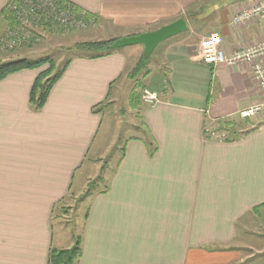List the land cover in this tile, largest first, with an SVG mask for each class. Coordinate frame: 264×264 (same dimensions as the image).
<instances>
[{
  "label": "crops",
  "instance_id": "1",
  "mask_svg": "<svg viewBox=\"0 0 264 264\" xmlns=\"http://www.w3.org/2000/svg\"><path fill=\"white\" fill-rule=\"evenodd\" d=\"M8 1L0 0V40ZM64 1L95 17L96 41L137 36L178 19L186 30L156 46L147 64L141 45L72 57L41 109L29 97L43 69L0 81V264H47L49 249L71 247L73 236L81 237L77 264L242 263L249 243L238 230L264 223V126L227 142L204 132L205 121L236 117L264 98L250 66L204 64L197 40L217 34L227 54L264 41V22L230 23L256 0ZM209 17L210 26L200 23ZM139 63L146 64L143 90L158 100L148 105L129 98L130 108L139 109L140 136L125 139L113 168L101 176L106 192L94 187L84 199L89 204L79 232L58 228L55 238L57 209L82 198L101 167L99 151L72 191L104 110ZM152 142L150 155L146 143Z\"/></svg>",
  "mask_w": 264,
  "mask_h": 264
},
{
  "label": "rangeland",
  "instance_id": "2",
  "mask_svg": "<svg viewBox=\"0 0 264 264\" xmlns=\"http://www.w3.org/2000/svg\"><path fill=\"white\" fill-rule=\"evenodd\" d=\"M207 9L210 11L212 8L210 7ZM79 12H81V14L83 15L87 13L83 10H80ZM85 17L90 20V23L87 27L80 30L64 32L62 30L40 28V30L36 31V34L34 35V43H32L31 45L23 44L16 49L11 50L6 48L0 40V52L3 53L2 56L4 57L3 58L1 56L0 60H14L17 58L36 59L41 57H49L51 60H53L55 67L53 73L56 72L63 66L66 61H68L72 57L77 55L90 54L86 50H81L74 47L75 45L87 43L88 41L97 42L95 39H97V36L99 35L96 31V28L94 27L95 17H88L86 15ZM210 20V17L205 18L200 23L202 25L210 26ZM201 40L202 38L198 39L197 43L199 44ZM160 44L162 43H159L157 46H160ZM149 60H152L151 57H149L148 61ZM144 62L145 61H143V63ZM143 63H141L142 65L140 67L133 70L129 81L126 83L127 85L122 87V93L117 102L110 106L105 105L106 108L104 111L106 114L104 115L103 122L98 130L92 147V151L89 154L88 161L85 162V169H81V171L76 174L72 191H76L75 188L78 187V185H81L83 182V178L88 175L86 173L90 169L87 165L89 160H93L94 154L100 151V153H98L99 156H97L99 159L96 165H100L101 167L98 171L96 170L92 172V177L87 179V181L90 183L87 182L88 184H86L85 187L86 190L94 189V183L93 185H91V188L87 187V185L91 184L93 181L95 182L99 176H102L103 178L107 177L108 172L113 168L117 158L120 156V149L122 148L125 139L132 136H140L139 132L141 131V124L139 120V109L130 108L129 98L134 97V99L139 100L140 104L143 103L141 100V93L144 89L143 86H148L147 74H145L147 71L145 72L146 68L144 69L147 63ZM46 67L47 66L45 65L38 70L45 69ZM254 84L257 87L255 82ZM261 96L264 98L262 94ZM240 113L236 117L227 118L228 120H232L237 124V129L241 131L245 130V125H243V119L245 118H248L250 124L248 125V128H251L253 126L260 128L264 126V107H262L259 113L253 116L244 118L240 116ZM227 119H224V123L227 122ZM222 122L223 121L215 122L207 119L205 121L204 132L207 131L208 135L215 134L217 138H220L222 140L224 138H230L231 135L230 133H228L229 128H227V125H225L224 123L222 124ZM245 128H247V126ZM96 184L97 185L95 191L97 189H103L104 186L99 184V181L96 182ZM80 199L81 198H74L73 200L69 199L68 203L72 206L71 208L61 207L60 211L57 209L53 220V225L55 227V238L60 237V232L58 231L59 229L68 232H79V230L83 226L85 214L87 212V205L89 204V202L86 203L87 200ZM246 227L247 230L245 229V232H239L238 230V234L240 233L239 235H242L244 238H246V242L249 244H247L248 248L246 249V251L243 252L244 254L242 257L244 258V261L237 264H264V223L261 222L260 227L253 225H251V227Z\"/></svg>",
  "mask_w": 264,
  "mask_h": 264
},
{
  "label": "built area",
  "instance_id": "3",
  "mask_svg": "<svg viewBox=\"0 0 264 264\" xmlns=\"http://www.w3.org/2000/svg\"><path fill=\"white\" fill-rule=\"evenodd\" d=\"M5 9L6 14L1 17L6 23V29L1 43L11 50L23 44L34 43V35L40 28L68 32L83 29L90 23L85 15L64 0H11ZM251 22H264V0H256L234 15L230 23L233 26H243ZM197 56L204 64L212 66H250L253 81L264 96V41L227 54L221 47L219 36L212 34L201 40ZM141 100L144 104L151 105L157 102L158 97L149 90H143ZM263 106L264 103L243 110L240 116H253Z\"/></svg>",
  "mask_w": 264,
  "mask_h": 264
},
{
  "label": "trees",
  "instance_id": "4",
  "mask_svg": "<svg viewBox=\"0 0 264 264\" xmlns=\"http://www.w3.org/2000/svg\"><path fill=\"white\" fill-rule=\"evenodd\" d=\"M11 0L8 1V3ZM7 3V4H8ZM71 6L75 7L76 10L80 11L81 9L71 4ZM6 8V7H5ZM6 9H3L2 14H6ZM88 17H93L92 15L85 13ZM115 40H105V41H97V42H87L83 44H77L74 47L86 50L90 54L87 55L89 58H99L103 57L105 55H108L115 51L114 49H111L110 46ZM143 61L147 63L149 57L147 58H141ZM70 60V59H69ZM69 60L66 61L63 66L53 73L54 71V63L53 60H51L49 57H41L36 59H28V58H20V59H14V60H0V81L4 79L9 74L21 71V70H34L39 69L43 66H47L45 69L40 71L38 75L36 76L34 83L32 85L31 91H30V97L29 100L31 103H33L34 107L36 109H41L44 105L47 96L49 94V91L51 87L60 79L63 72L65 71L67 65L69 64ZM142 62V61H141ZM142 64L139 63L136 68L140 67ZM134 68V69H136ZM100 105H97L93 108V112H98L99 110H96L97 107ZM243 125L244 131H241L237 129L236 123H234L232 120H228L225 122V120H219L223 121L227 125V128H229V132L231 137L230 138H224V141L232 142L237 141L240 138L244 137L245 135L249 134L250 132H253L258 127H251L248 128L249 121L248 118L243 119ZM221 124V125H222ZM239 131V133H238ZM147 148H149V154L152 155L156 151V146L152 142L151 144L146 143ZM153 146V147H152ZM103 178L99 176L97 180L92 182L91 184L87 185V187L91 188V185L94 183V187H96V182L102 181ZM93 187V188H94ZM107 187L105 186L103 189V192H106ZM91 189H87L85 194H83L82 199H85L89 196ZM86 217V214H85ZM81 257V237L80 236H73V243L71 247L64 248V249H57V248H50L47 255V264H77L79 258Z\"/></svg>",
  "mask_w": 264,
  "mask_h": 264
},
{
  "label": "water",
  "instance_id": "5",
  "mask_svg": "<svg viewBox=\"0 0 264 264\" xmlns=\"http://www.w3.org/2000/svg\"><path fill=\"white\" fill-rule=\"evenodd\" d=\"M186 30V24L182 19H178L170 24L164 25L154 31L145 32L137 36L123 37L113 41L110 48L120 49L129 46L141 45L143 56L149 57L156 46L168 38L182 33Z\"/></svg>",
  "mask_w": 264,
  "mask_h": 264
}]
</instances>
